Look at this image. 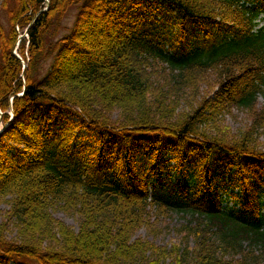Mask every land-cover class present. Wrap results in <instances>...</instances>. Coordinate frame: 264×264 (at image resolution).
<instances>
[{"label":"trees","instance_id":"trees-1","mask_svg":"<svg viewBox=\"0 0 264 264\" xmlns=\"http://www.w3.org/2000/svg\"><path fill=\"white\" fill-rule=\"evenodd\" d=\"M2 5L0 264H264V0ZM153 210L178 242L138 236Z\"/></svg>","mask_w":264,"mask_h":264},{"label":"rangeland","instance_id":"rangeland-1","mask_svg":"<svg viewBox=\"0 0 264 264\" xmlns=\"http://www.w3.org/2000/svg\"><path fill=\"white\" fill-rule=\"evenodd\" d=\"M5 0H0V21L4 25L6 29L9 28L10 22H9V11L4 7L3 2ZM9 8L15 7L16 0H6ZM5 4V3H4ZM77 15V7H72L67 15L65 20L63 21L64 29L62 30V35L69 32L70 28L73 26V23L75 21ZM262 24H264V15H262ZM23 35L26 36L25 31H23ZM96 36H99L100 38L102 35L98 33ZM98 38H94L92 35L90 36V39L95 43ZM0 59H1V53H0ZM49 63H47L46 67L49 66ZM200 79V83L198 84V91L201 92L200 95H212L215 90H217V87L215 85L214 75H204L200 76L198 78ZM259 108H264V94L260 95L259 97ZM232 110V111H231ZM243 109H237L232 108L229 111L232 112V114L226 115L225 118H223L224 124L231 128L232 132L238 133L242 131L243 129L247 128V126L251 125L252 123V116L247 111H242ZM264 141V137L261 139ZM264 145V143H263ZM9 208V205L6 203L0 204V223L3 221L4 218V212ZM151 217V223L154 225L153 227H144L141 229L137 234L138 236H142L144 238H149L154 240L159 245H171L172 243L178 242L180 239V236H178L177 231L175 227L179 226L181 223L184 222L183 217L181 215L174 213L170 215H159L156 211L150 212ZM55 215L63 220H65L69 225L73 226L76 230L78 229V222L75 217L68 216L66 213L62 211H56ZM159 216V217H158ZM16 230L11 225L10 229L7 231V236L10 239L15 238L16 236ZM170 263V262H168Z\"/></svg>","mask_w":264,"mask_h":264}]
</instances>
